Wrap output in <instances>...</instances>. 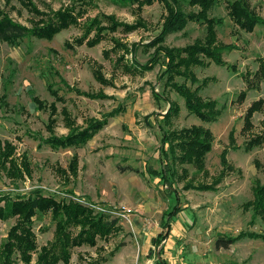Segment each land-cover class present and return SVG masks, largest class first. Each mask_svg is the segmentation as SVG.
I'll use <instances>...</instances> for the list:
<instances>
[{
  "label": "rangeland",
  "instance_id": "obj_1",
  "mask_svg": "<svg viewBox=\"0 0 264 264\" xmlns=\"http://www.w3.org/2000/svg\"><path fill=\"white\" fill-rule=\"evenodd\" d=\"M189 1L178 0L184 23L164 33L165 0H0V17L30 30L61 13L76 18L50 40L0 41V264L11 245L7 264H264V221L248 205L256 182L264 184V104L243 130L248 108L264 102V81L256 75L264 23L247 32L229 16L234 0H216L206 17L216 22L224 65L205 59L208 65L190 69L194 81L182 67L166 74L158 48L183 51L207 34L206 24L187 18L198 11ZM247 1L264 21V0ZM179 86L215 101L221 115L212 123L191 115ZM170 106L176 112L167 124ZM93 121L107 125L85 146L51 142ZM157 123L166 132L210 130L204 170L179 164L170 149L164 155ZM256 136L262 145L246 149ZM166 162L174 172L170 190L150 173ZM48 201L56 205L54 216L35 207ZM176 203L170 234L155 245ZM74 204L116 220L115 229L83 228L57 211ZM23 230L29 244L19 251ZM240 233L228 249L216 248L218 238ZM62 234L69 239L57 242ZM79 235L91 244L71 245ZM43 254L48 260H39Z\"/></svg>",
  "mask_w": 264,
  "mask_h": 264
},
{
  "label": "trees",
  "instance_id": "obj_2",
  "mask_svg": "<svg viewBox=\"0 0 264 264\" xmlns=\"http://www.w3.org/2000/svg\"><path fill=\"white\" fill-rule=\"evenodd\" d=\"M121 1L126 3L130 0ZM165 2L169 10V19L164 25V33L180 27V25H182L185 21L183 18L185 14L180 12V10L178 9V0H165ZM189 2L190 6L197 7L198 11L193 15L187 16V18H189L191 21H197L201 24H206L207 34L205 40L203 42H196L192 46L186 47L183 51L158 48V52L162 51L167 59L168 69L167 71H165L166 74H168L171 70H174V72H176L178 68L182 67L184 71H187L189 69L187 72L190 74L189 76L191 77V80L194 81V76L191 73L192 71L190 70L192 67L208 65V63L205 62V59H209L217 65H224V62L221 59L220 53L222 47H220L216 41V31L214 28L216 22L206 17L207 11L214 5L216 0H190ZM229 16L239 26V28L247 32H252L258 23H264V21H262L252 11V8L247 0L232 1L229 4ZM73 17L74 16L69 12L61 13L56 16V20L54 21L58 24H55L53 20H51L47 24L41 25L38 28L30 30L24 26L14 23L8 17L1 15L0 41L12 45H17L22 39L30 36L50 40L57 33H59V31L69 27L71 24H74L76 18ZM181 54H185L186 56L183 58L181 57ZM256 75L257 78H260L261 81H264V61L260 64L259 70ZM198 91L199 90L191 91L189 88L182 86H179L177 88V93L182 98H184L185 107L191 115L196 116L202 122H215L217 118L221 115L220 110H217L216 108V102L203 99L198 94ZM242 98H245V93L242 94ZM263 104V100H259L257 102L252 103L251 106L248 108L246 116L244 118V131L250 130L252 126V116L254 115V113L261 110ZM171 111L172 107L170 106L164 116V118H167V121L165 122L167 124L169 123L168 116L171 113L176 112V110H174L173 112ZM106 125V121H93L85 129H72L69 135L66 136V138L61 140L58 139L56 141L51 142L53 144L59 143L60 147L62 148L83 147L86 145L89 139H91L95 134L101 131ZM69 127H71V125H69ZM157 127L162 135L161 149L164 155L167 156V150L170 149L172 156L174 157V159H176L179 164L191 165L199 171L204 170L206 155L212 150L213 135L210 130L202 126H192L190 128L183 129L180 132L175 130L166 132L159 123H157ZM230 140L231 142L233 141L232 133L230 134ZM262 143V137L256 136L253 139L249 140L246 145V149L252 150L254 147L262 145ZM224 155L225 154L221 155V161L224 165L227 166L226 157ZM70 167L71 173L73 174V176H76L77 160L75 157L73 158ZM150 173L159 176L161 180L165 183V185H167L166 189H172V177L174 176V172L171 169V166L168 165V162L164 163L161 172ZM168 193L171 194L170 191ZM45 203L40 204V202H36L35 207L39 208L40 210L49 211L54 216L56 214V212L54 211V208L56 207L55 203L52 201H48ZM248 205L251 207L250 209H252L253 215L255 217H259L261 220L264 221V184L256 182L255 186L253 187V200L249 202ZM32 208L33 206L28 207V211H31ZM57 211L62 212V214L67 217V219L73 224L80 225L83 228L85 225H88L90 229V227H93L96 224L97 228L100 229V232H111L115 229V225L117 223L116 220L108 221L104 218V215L94 216L92 209L83 207L79 204H74L69 207L60 206L59 208H57ZM179 212L180 209L176 203V206H173V208L165 214L166 218L164 223L161 224V231L157 234L156 238L151 240L152 243L157 245L168 238L171 230V223ZM27 234L28 231L23 230V233L20 234L21 236H16L18 243L17 247H19V251L21 250L24 244H29L27 240ZM64 235L62 234L60 237H58L57 242L61 238L69 239L68 235ZM243 236L244 233H240L236 237H220L216 241V248L228 249L229 246L233 245L238 239L242 238ZM84 242L91 244L90 240H84L83 236L79 235L76 239L71 242V245H80V243ZM28 247L29 249H31L32 245H29ZM10 250H13V245H11V248L5 251L4 264L8 263L9 254L11 252ZM160 254H162V250L159 252L158 257H160ZM43 257L44 254L39 257V260H48L47 257Z\"/></svg>",
  "mask_w": 264,
  "mask_h": 264
}]
</instances>
